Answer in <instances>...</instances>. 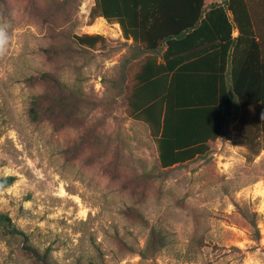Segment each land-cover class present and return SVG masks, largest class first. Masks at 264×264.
I'll return each mask as SVG.
<instances>
[{
  "label": "rangeland",
  "instance_id": "374dc122",
  "mask_svg": "<svg viewBox=\"0 0 264 264\" xmlns=\"http://www.w3.org/2000/svg\"><path fill=\"white\" fill-rule=\"evenodd\" d=\"M91 2L0 0V176L17 177L0 214L23 232L0 223V264H39L29 247L53 264H149L135 251L150 226L169 239L157 264H264V149L223 135L161 168L146 126L125 114L124 70L140 55L87 27ZM252 7L264 26V0ZM93 29L105 40L78 44ZM194 245L200 259L184 262Z\"/></svg>",
  "mask_w": 264,
  "mask_h": 264
},
{
  "label": "trees",
  "instance_id": "16d2710c",
  "mask_svg": "<svg viewBox=\"0 0 264 264\" xmlns=\"http://www.w3.org/2000/svg\"><path fill=\"white\" fill-rule=\"evenodd\" d=\"M97 17L118 23L122 36L147 53L135 56L124 70L125 114L146 126L161 168L205 156L223 135L238 137L255 154L264 149L258 144L264 142V26L252 0L208 5L204 0H92L87 24ZM75 38L93 48L105 40L98 33ZM38 97L29 109L33 121ZM16 179L0 176V190ZM128 212L143 219L139 211ZM0 223L7 232L23 235L7 215L0 214ZM254 234L258 239L257 229ZM168 243L166 231L150 226L135 252L157 264ZM28 249L37 263L53 264L46 251ZM200 254L194 245L182 260L197 262Z\"/></svg>",
  "mask_w": 264,
  "mask_h": 264
},
{
  "label": "crops",
  "instance_id": "0c3cea01",
  "mask_svg": "<svg viewBox=\"0 0 264 264\" xmlns=\"http://www.w3.org/2000/svg\"><path fill=\"white\" fill-rule=\"evenodd\" d=\"M204 1H205V5H208L210 3H219V2H222L223 0H204ZM91 4H92V2H91ZM98 26H100L101 28H103L104 31H106V32H109V31L112 30V31H114V34L116 36H120L123 40L129 41L130 43L132 42V38L125 39L122 36V32H121V29H120L118 23H108L103 17H97L94 20V22L91 23V24H89V26H87V27H89V28L90 27H95L96 28ZM90 32L91 33H97V31H95V29H93V31H90ZM237 33H238L237 29L234 28L233 35L235 36V35H237ZM98 34H100V33H98ZM100 35H102V34H100ZM134 48H136V50L138 52L137 54H139L141 57H143L145 54H147L145 52V50H143L141 48V46H139V45H134ZM164 50H165V47L162 48V51H164Z\"/></svg>",
  "mask_w": 264,
  "mask_h": 264
},
{
  "label": "clouds",
  "instance_id": "9594fccd",
  "mask_svg": "<svg viewBox=\"0 0 264 264\" xmlns=\"http://www.w3.org/2000/svg\"><path fill=\"white\" fill-rule=\"evenodd\" d=\"M0 35H2V34H0ZM261 119H264V113L261 114Z\"/></svg>",
  "mask_w": 264,
  "mask_h": 264
}]
</instances>
